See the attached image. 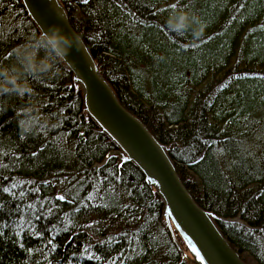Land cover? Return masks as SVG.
<instances>
[{
  "label": "trees",
  "instance_id": "trees-1",
  "mask_svg": "<svg viewBox=\"0 0 264 264\" xmlns=\"http://www.w3.org/2000/svg\"><path fill=\"white\" fill-rule=\"evenodd\" d=\"M62 2L122 104L170 144L196 201L239 216L218 224L244 259L264 264V0ZM174 2L206 23L198 42L168 30ZM8 21L0 64L40 31L21 0H0ZM30 86L34 96L0 94V264H190L140 168L104 161L116 145L69 67ZM30 99L54 126L23 135Z\"/></svg>",
  "mask_w": 264,
  "mask_h": 264
},
{
  "label": "water",
  "instance_id": "water-1",
  "mask_svg": "<svg viewBox=\"0 0 264 264\" xmlns=\"http://www.w3.org/2000/svg\"><path fill=\"white\" fill-rule=\"evenodd\" d=\"M21 1L40 31L58 24L64 31L80 37L81 50L71 52L69 59L74 67L69 69L74 85L82 91L84 110L116 145L104 161L118 156L119 165L132 161L140 168L147 184L164 202L162 215L182 257L190 264H249L218 224L244 221L239 216H220L196 201L169 154L170 147L122 104L84 38L73 26L62 0Z\"/></svg>",
  "mask_w": 264,
  "mask_h": 264
},
{
  "label": "clouds",
  "instance_id": "clouds-1",
  "mask_svg": "<svg viewBox=\"0 0 264 264\" xmlns=\"http://www.w3.org/2000/svg\"><path fill=\"white\" fill-rule=\"evenodd\" d=\"M168 30L178 36L191 34V41L198 42L206 29V23L189 9L172 4V10L166 18ZM11 26L0 24V28ZM81 50L80 37L64 31L58 24L50 25L39 32L31 33L24 43L12 50L13 61L0 64V94L14 93L18 96H34L30 79L57 77L63 69L74 67L69 59L71 52ZM63 66V69H62ZM40 101L30 99L20 110L18 127L23 135L36 130L46 131L54 125L51 118L43 115Z\"/></svg>",
  "mask_w": 264,
  "mask_h": 264
},
{
  "label": "rangeland",
  "instance_id": "rangeland-1",
  "mask_svg": "<svg viewBox=\"0 0 264 264\" xmlns=\"http://www.w3.org/2000/svg\"><path fill=\"white\" fill-rule=\"evenodd\" d=\"M235 62V60H234ZM236 63V62H235ZM219 77V76H218ZM245 257H247V255H245ZM246 259V262H248L249 264H258L256 261H254L253 259L251 258H245Z\"/></svg>",
  "mask_w": 264,
  "mask_h": 264
},
{
  "label": "bare ground",
  "instance_id": "bare-ground-1",
  "mask_svg": "<svg viewBox=\"0 0 264 264\" xmlns=\"http://www.w3.org/2000/svg\"><path fill=\"white\" fill-rule=\"evenodd\" d=\"M166 145H168L169 147H170V144H166ZM113 157V156H112ZM123 164H121L120 166H122Z\"/></svg>",
  "mask_w": 264,
  "mask_h": 264
},
{
  "label": "snow or ice",
  "instance_id": "snow-or-ice-1",
  "mask_svg": "<svg viewBox=\"0 0 264 264\" xmlns=\"http://www.w3.org/2000/svg\"><path fill=\"white\" fill-rule=\"evenodd\" d=\"M85 2H87V0H85ZM61 199H63V197H61Z\"/></svg>",
  "mask_w": 264,
  "mask_h": 264
}]
</instances>
